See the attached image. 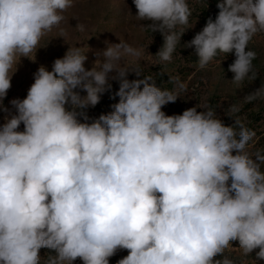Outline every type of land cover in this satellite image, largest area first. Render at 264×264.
I'll use <instances>...</instances> for the list:
<instances>
[{
    "label": "clouds",
    "instance_id": "clouds-1",
    "mask_svg": "<svg viewBox=\"0 0 264 264\" xmlns=\"http://www.w3.org/2000/svg\"><path fill=\"white\" fill-rule=\"evenodd\" d=\"M132 2L141 27L163 36L155 55L117 37L89 69L88 46H69L9 109L21 59L35 61L74 0H0V264H41V249L55 252L43 264H110L122 250L116 264H235L226 255L233 242L245 257L258 249L253 264L264 260V149L249 151L255 132L239 118L225 125L208 104L163 111L186 84L172 77L174 88L161 89L137 62H171L191 9L187 0ZM217 8L184 47L199 69L234 54L228 71L239 88L257 78L248 45L264 33V0H217ZM105 93L118 102L89 122L86 110ZM255 100L264 85L244 96Z\"/></svg>",
    "mask_w": 264,
    "mask_h": 264
},
{
    "label": "rangeland",
    "instance_id": "rangeland-1",
    "mask_svg": "<svg viewBox=\"0 0 264 264\" xmlns=\"http://www.w3.org/2000/svg\"><path fill=\"white\" fill-rule=\"evenodd\" d=\"M187 2L192 14L189 18L188 29L181 37L171 62L153 63L152 60L141 58L137 63L140 65L142 76H151L161 89L172 90L174 88V84L170 82L172 77H179L180 81L186 84L187 91L181 92L180 98L175 103L164 106L163 111L166 114H180L183 110L197 104H208L215 108L217 115L225 125H232L234 120L239 118L255 132L253 141L249 142V151L264 149V100L244 101L246 94L264 85V33L257 34L248 45L249 50L256 52L253 66L257 78L254 81L245 80L238 88L231 82L233 73L228 71V66L235 59L234 54L225 56L218 53L206 68L199 69L198 56L194 48L184 47L196 33L202 30L209 17L213 20L216 17V10L213 7L214 0H187ZM64 15L65 20L60 28L53 29L41 40V48L35 54V61L27 58L21 59L18 70L11 81V89L4 100V105L9 109H11L9 101L26 97L37 69L43 65L51 70L54 59L62 58L69 46L85 49L88 46L89 51L86 53L88 60L85 66L90 69L97 59L95 53L104 50L108 43H119L117 37L123 38L134 47H143L153 55L159 51L164 42L159 32L152 33L141 27L147 22L136 20V9L132 0H115V2L113 0H74L73 7L68 9ZM77 23L85 24L87 31L78 32L75 28ZM60 29L66 33L64 38L60 37ZM155 59L153 56V60ZM128 78L137 79L138 77L130 74ZM110 82L113 85L112 91H117L118 82ZM110 96L111 93L103 94L98 105L86 110L90 118L89 122L101 114L112 111L111 105L118 102L119 97L111 99ZM231 105H240V111L229 116L227 113ZM197 110L202 111V109ZM5 115L7 114L0 113V123H3ZM22 129L23 125H21ZM238 246V242H233V249L226 252V255L233 259L235 264H253L258 249L245 257L237 248ZM49 255H55V252L49 249L40 250L41 264ZM126 255H128L127 250L119 251L110 258V264H116ZM74 264H83V262L77 259ZM257 264H264V260H258Z\"/></svg>",
    "mask_w": 264,
    "mask_h": 264
},
{
    "label": "trees",
    "instance_id": "trees-1",
    "mask_svg": "<svg viewBox=\"0 0 264 264\" xmlns=\"http://www.w3.org/2000/svg\"><path fill=\"white\" fill-rule=\"evenodd\" d=\"M214 1H215V5H213V7L216 10V13L215 14L217 15V13L219 11L218 8H217V0H214Z\"/></svg>",
    "mask_w": 264,
    "mask_h": 264
}]
</instances>
